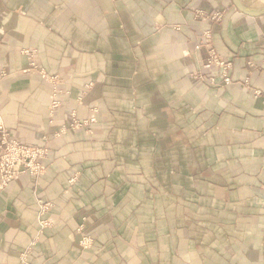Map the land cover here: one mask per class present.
I'll list each match as a JSON object with an SVG mask.
<instances>
[{"label": "crops", "instance_id": "1", "mask_svg": "<svg viewBox=\"0 0 264 264\" xmlns=\"http://www.w3.org/2000/svg\"><path fill=\"white\" fill-rule=\"evenodd\" d=\"M229 1L224 86L189 37L209 24L192 8ZM41 69L62 79L54 116ZM73 109L95 122L59 134ZM0 123L50 149L43 175L0 191V264H264V15L233 0H0ZM40 200L54 204L42 232Z\"/></svg>", "mask_w": 264, "mask_h": 264}, {"label": "rangeland", "instance_id": "2", "mask_svg": "<svg viewBox=\"0 0 264 264\" xmlns=\"http://www.w3.org/2000/svg\"><path fill=\"white\" fill-rule=\"evenodd\" d=\"M230 6H232V5H231V2L229 1L225 5H222L220 7H216L211 12H205V9L203 10L202 8H199V7L191 9L193 11V16H194V18L196 20H208V23H209L206 27L203 28L202 31L196 33L193 36L191 35L189 37L190 41L191 40L194 41V53L199 55V63L201 64V66L205 65V66H208V67L217 68L219 70V73H220V76H221L222 80H223V76H225V73H223L222 69L225 66L229 65V68H228V71H227V75L231 76V72H232V69H233V63L224 60V58H222V56L219 54V52L217 51V49L214 46V35H215V32H217V30L220 28V24H221L222 20L224 19L226 13L228 12ZM174 27L177 30L181 29L180 25H174ZM207 32H208V34H206ZM26 54L28 55V57L32 61V63L35 64L36 51L35 50L26 51ZM189 57L190 58L192 57V55L190 53H189ZM41 72H42L43 76L45 78H47L48 81L52 84V95H51V103H50V109L49 110H50L51 116H54L56 109L58 107H60V105H61L60 95L63 93V90L61 88L62 79L60 78L59 75H53V76L47 75V73L45 71H43V69H41ZM189 78L193 82L197 83V82H206V81L209 82V80L211 78H213V76L212 77H210V76L208 77L207 75L203 74L199 69H193V70L189 71ZM231 78H232V76H231ZM221 85L225 86V84H223V81L221 82ZM230 85H232V84H230ZM90 87L91 86H88L87 88L89 89ZM81 101H82V99H80V102ZM93 111L96 112L97 108L95 107L93 109ZM69 115H70V118L72 120L71 123L69 125H67V126H63L61 128L59 134L65 132L67 128L79 129V128L90 126L91 123L95 122V118H91L90 120H86V121H83V120L79 119L78 116H77L76 109H73L70 112ZM72 124H73V126H71ZM0 125H2V127H4L3 123H0ZM6 132L8 133V136H9L10 139L16 140L19 143H22V144H24L26 146H29V147H34V148H37V149L44 150L45 154L47 153L46 156L41 159V161H38L40 163L41 167H42V172L39 175H35V173H33L32 171L31 172L33 174L31 172H27V173H29V174H31L33 176H36V177H39V176L43 175L45 173V171H46V166L44 164V160L49 155V151H50L49 147L48 146H39V145L23 143V142L19 141L18 139L14 138V137H11L10 133L7 130H6ZM0 140H1V136H0ZM17 169H18V167H17ZM17 178L18 177H16L15 179H17ZM76 180H77V178L74 177L71 181H72V183L73 182L75 183ZM41 202L42 203H50L51 204L50 209L54 205L53 202L40 200L39 201V207L41 205ZM40 214H41V207H40V211H39V216H40ZM46 216H47V214L45 213V219H47ZM47 223H48V225H46V227H44L43 229H41V224H40L41 232L44 229H47V228H49L51 226V223H50L49 220L47 221ZM81 226L83 227V234L84 235L81 232H79V230H77V232L79 234H81L80 245L85 250L86 249H90V248H92V246L94 244V239L92 237L88 236L87 234H85L84 225H81ZM83 236H87L88 238L91 239V240L88 239V241H89L88 245L84 246L83 245V241L81 242V240H83L82 239ZM23 257L25 259V263L23 262V264H27L28 260L25 257V254L23 255Z\"/></svg>", "mask_w": 264, "mask_h": 264}, {"label": "built area", "instance_id": "3", "mask_svg": "<svg viewBox=\"0 0 264 264\" xmlns=\"http://www.w3.org/2000/svg\"><path fill=\"white\" fill-rule=\"evenodd\" d=\"M206 34H208V32ZM228 68L229 65L225 66L222 69L223 73H225V76H223V84L225 85L234 83L231 76L227 75ZM209 82L211 84H219L215 80V78H211ZM219 85H221V83ZM255 93L256 95L261 94L260 91H256ZM71 126H73V124ZM0 136V191L3 190L12 180H14L22 173L32 171L33 173H35V175H39L42 172V167L38 161H41V159L46 156L47 153L45 154L44 150L29 147L22 143H19L16 140L10 139L8 133L6 132L4 127H2V125H0ZM50 206V203L41 202V229L48 225V220L45 219V213L47 214ZM78 230L83 234L82 226ZM82 239L83 240H81V242L83 241L84 246L88 245V239L91 240L87 236H83ZM23 262L25 263V259L23 260Z\"/></svg>", "mask_w": 264, "mask_h": 264}, {"label": "water", "instance_id": "4", "mask_svg": "<svg viewBox=\"0 0 264 264\" xmlns=\"http://www.w3.org/2000/svg\"><path fill=\"white\" fill-rule=\"evenodd\" d=\"M237 8H239L243 13L251 16H262L264 15V9H250L245 6L241 0H233Z\"/></svg>", "mask_w": 264, "mask_h": 264}]
</instances>
